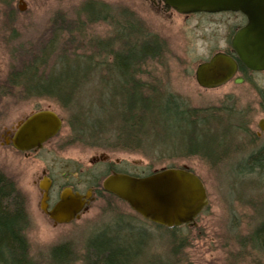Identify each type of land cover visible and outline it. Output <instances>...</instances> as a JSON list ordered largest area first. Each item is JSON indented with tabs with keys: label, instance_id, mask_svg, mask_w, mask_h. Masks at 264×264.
<instances>
[{
	"label": "rangeland",
	"instance_id": "obj_1",
	"mask_svg": "<svg viewBox=\"0 0 264 264\" xmlns=\"http://www.w3.org/2000/svg\"><path fill=\"white\" fill-rule=\"evenodd\" d=\"M32 1L31 8L20 18L21 30L14 28L15 24L13 27L2 22L5 4L0 1V31L4 27L7 31L0 32V90H16L9 96H3L0 91V111L2 104H7L6 113L0 117V127L8 128L40 109L53 110L64 124L58 137L29 157L0 145V169L14 181L25 198L30 218L26 237L34 264H57L52 259V250L64 244L73 251V260L68 259L64 264H95L96 257L101 256L113 264H229L228 243L235 241L236 249L240 247L234 236V241L226 237L240 234L239 238L243 240L248 234L256 233L259 225L264 226V167L260 172L249 168L248 159L253 150H257L252 148L254 145L238 151L242 144L234 143L231 138L226 142L220 140L217 135L221 131L212 128L222 126L228 119H239L229 118L231 113L227 107L230 106H236V111L249 107L255 111L251 119H260L258 112L260 104L264 103V93L258 97L245 85L203 90L196 82L195 72L198 65L208 61L219 49L226 48L225 34L239 24L240 18L202 15L186 18L177 14L167 20L146 12L133 0ZM90 3L107 9L108 14L103 20L81 26L84 10H91ZM127 8L134 13L135 20L140 16L138 19L148 26L149 35L163 46L160 61L147 63L143 79H152L155 85L161 83L162 88L180 96L186 106L202 113L201 126L165 132L177 138L150 137L147 144L160 143L166 156L145 155L141 150L105 149L96 137L90 138L92 131H87L89 136H82L84 140L79 144L81 127L93 125L94 118L101 122L107 135L114 131L110 117L113 113L110 108L102 109L104 104L110 103L109 89L99 83L81 89V77H84L81 65L88 71L86 61L82 59L81 63V58L89 54L85 47L92 43L100 47L101 44L111 46L114 40L113 46L119 47L118 34L122 31L115 26L123 25L125 17L130 20L127 15L130 13L123 11ZM60 24L66 33L50 31L51 26ZM5 38L13 40L12 43L3 45ZM52 38L55 44L47 49L46 56V49L42 47ZM29 67L33 75L28 77L31 79L36 75L40 79L38 84H31H37L38 89L31 88L21 76ZM65 80L72 81L70 90L64 88ZM57 83L62 87L55 88ZM261 83L264 85V81ZM40 93L59 94L67 101L72 93L75 97L72 106H62L56 100L39 96ZM101 152L119 158L122 162L120 170L132 175L145 176L162 168L189 167L204 181L210 200L198 221L203 226L201 231L191 234L187 228H181L171 233L145 222L128 206V211L123 206L128 213L125 220L126 216L114 208L118 199L103 193L98 198L102 209H95L72 224L50 222L40 206L42 196L38 183L47 184L42 180L43 171L53 179L55 188L64 183L62 175L66 177L76 171L88 182L90 176L99 172L90 169V159ZM238 154H245L244 162L237 161ZM243 167L248 169L246 173L237 172ZM107 202L114 205L107 206ZM105 249H109V254L104 253ZM258 254L264 264V251L258 249Z\"/></svg>",
	"mask_w": 264,
	"mask_h": 264
},
{
	"label": "trees",
	"instance_id": "obj_2",
	"mask_svg": "<svg viewBox=\"0 0 264 264\" xmlns=\"http://www.w3.org/2000/svg\"><path fill=\"white\" fill-rule=\"evenodd\" d=\"M89 6L91 10L89 12L84 10L81 26L103 20L108 14L107 9L103 10L96 4L90 3ZM125 19L122 20L124 21L122 24H126ZM62 33L66 32L63 31ZM118 36L119 47L113 46L114 40L111 42V46L101 44L100 47L99 44L92 43L85 47L89 54L81 58V63L82 59L86 61L88 70L85 71L81 65V74H84V77H81V89L83 86H96L98 83L103 88L109 89L110 103L104 104L102 109L106 111L110 108L111 113L115 115L111 114L110 116L114 131L107 135L101 128V122L94 118L93 125L81 127V141L84 140L82 136H89L87 131H92L90 138L95 139L96 137L101 141L99 145H103L105 149L141 150L145 155L154 153L158 157L165 155L160 148V143H154L152 146L147 144L150 137L167 138L172 136L177 138L178 136L169 135L165 132L174 131L173 133H175L181 127L192 128L196 125L197 128L201 126L200 116L202 113L198 109L187 107L179 98L180 96L162 88L161 83L155 85L152 83V79H149L147 85L145 80L141 78L143 63L140 60L146 57H159L163 47L158 44L159 40L150 35V41L143 44L141 41L142 34L139 32L126 34L122 31ZM114 47L118 51H114ZM98 52L101 54L100 57H98ZM31 72L33 71L30 67L26 68L21 76L27 80L31 88L38 89L36 85L40 79L35 74L30 79L29 77L33 75ZM94 79L97 80V83L94 82ZM34 82L37 84L31 85ZM71 84V80H65L63 86L70 90ZM61 87L57 83L55 88ZM97 89L93 91L96 93ZM74 94L70 95L68 101L59 94L48 93L46 96L56 100L62 106H72ZM156 132L157 134L153 135ZM183 132L185 133V131ZM180 136L184 137L183 135ZM259 161V156H252L249 160L250 166L258 167L256 165H259ZM29 226L30 218L24 196L14 181L0 169V264H34L30 256V244L26 237ZM261 226L259 225V229L256 230L255 241L259 248L264 251V226ZM108 252H110L109 249H105L104 253L109 254ZM52 257L57 264H64L68 259L73 260V251L68 244L60 245L52 250ZM96 260L95 264H113L104 256L96 257Z\"/></svg>",
	"mask_w": 264,
	"mask_h": 264
},
{
	"label": "water",
	"instance_id": "obj_3",
	"mask_svg": "<svg viewBox=\"0 0 264 264\" xmlns=\"http://www.w3.org/2000/svg\"><path fill=\"white\" fill-rule=\"evenodd\" d=\"M168 7L180 14L213 13L230 9L241 10L248 24L237 31L232 48L240 61L252 71H264V0H164ZM237 72V63L224 53L215 54L208 62L198 65L195 73L198 85L206 90L217 89L228 83ZM63 122L53 111L31 115L18 126L13 144L28 152L59 133ZM104 190L125 201L143 219L165 228H176L192 223L209 205L207 189L202 179L187 166L164 168L153 174L136 177L113 174L103 182ZM41 209L45 211L47 187ZM69 190L63 191L61 202L50 216L57 224L71 222L81 207L69 199ZM89 197V194H88ZM76 208L71 209V204Z\"/></svg>",
	"mask_w": 264,
	"mask_h": 264
},
{
	"label": "flooded vegetation",
	"instance_id": "obj_4",
	"mask_svg": "<svg viewBox=\"0 0 264 264\" xmlns=\"http://www.w3.org/2000/svg\"><path fill=\"white\" fill-rule=\"evenodd\" d=\"M0 1L3 2V4H5L4 13L2 12L3 18H4V19H2V22L4 24H7L8 26L12 25L13 27L15 24L16 27H14V28H19L21 30V27L23 24L20 22V18H22V14L26 13L29 10V7L31 8V6L33 5V1L32 0H0ZM133 1L136 2L138 5H140L146 12L148 10V12H150L151 14H154V15L156 14V16H160V17L165 18L167 20L170 18H173V16H175L177 14L182 15L186 18L189 16H193V15H195V16L196 15H202V16H219V17L240 18L241 21L239 22V24L234 29H232V31L230 30V31L226 32V34H225L226 48L219 49L217 52H215L213 54V56H214L217 53H224L227 56L231 57L237 63V72L228 81V83H226L222 87L231 86V85L234 87H239V86L245 85V86H249L250 89L252 90V92H254L258 97H260L259 95H262L264 93V87H263L264 85L261 83L262 81H264V78H261V77H264V71H252V70L248 69L240 61L236 52L232 48V39H233L235 33L248 24V20H247L245 14L241 10H236L233 7L234 5H232L230 7V9H226V10H222V11H218V12L194 13V14L185 15V14L178 13L177 11H175L171 7H168L164 0H133ZM123 11L124 12L127 11L130 13V15L127 14L130 17V20L132 18L134 21L138 20L140 23L139 24H137V22L131 23L130 20L127 17H125L126 18L125 19L126 24L117 25L115 27L124 31L126 34H130L132 32H139L140 34H142V38H141L142 43L143 44L148 43L150 41V35L148 33V26L146 24L141 23L142 21L139 20L140 16H138L139 19L137 18L135 20L136 16L131 11V9L129 10L127 8V9H124ZM18 17H19V20H18ZM60 20H61V18H60ZM3 23H2V26H4ZM80 24H81V22H80ZM4 28L1 31L3 33L4 32L7 33L6 29H4ZM50 31L53 33H55V32H61L62 33L63 28H61V24L58 25L57 27L51 26ZM6 40H8V41H6ZM6 40H4V42L2 43L5 46L12 43V41H13V40L11 41L9 39H6ZM53 44H55V43L53 42V38H52L51 40L47 41V43L45 44L44 47H42V48L46 49V51H45L46 56L48 55L47 49L51 48ZM158 44L161 45L160 41H158ZM211 58L209 60H211ZM140 61H142L141 63H143L142 70L145 71L147 63H149L150 61L159 62L160 57H158V58L146 57L145 59H142ZM144 74H146V72L140 73V76L142 79H143L142 75H144ZM145 82L148 85L149 79H146ZM222 87H220V88H222ZM220 88H217V89H220ZM217 89H212V90H217ZM212 90H210V91H212ZM0 91L3 94V96H9L11 93H14L16 90L7 89L3 92H2V90H0ZM46 95L42 94V93L39 94V96H42V97H47ZM231 97H233V96H231ZM187 107H189L190 109H194V108H191L190 106H187ZM6 108H7V104H2V110L0 111V117H2V115L6 113ZM227 108H229L228 112L231 113L229 115V118H232V117L236 118L237 117L239 119L238 120L228 119V121L225 122L222 126H218V127L212 128V129L214 131H216V130L221 131V133H219L217 135V136H219L218 138L220 140L226 142L227 139L231 138L234 143L242 144V147H240L238 149V151H241L243 149H247L250 146L254 145L252 148L257 149V150H253L252 154L250 155V157L248 159V165L250 166L249 160L251 159L252 156H255V157L259 156V160H260L259 162L260 163H259V165H256L258 167L253 168L250 166L249 168L253 169L255 172L262 170V167H264V103H261L259 106L260 112H258V114H259L258 116H260L261 118L256 120V121L254 120L255 118L251 119L253 112H255V111L251 110L249 107L246 108L245 110H240L243 113V115L239 110L236 111L238 109L236 106H233V107L230 106ZM41 111H53V110H51V109H40L36 112L31 113L29 116L25 117L24 119H20V120L16 121V123L12 124L8 128L7 127H3V128L0 127V132L2 131L1 135H0L1 148L8 149L10 151H14L15 153L23 155L25 157H29L32 154H35V153L39 152L40 150H42L45 145L49 144L53 139L58 137L60 132L55 137H53L52 139H50L49 141L44 143L41 149H34V150H31L28 152H24V151H20V150L15 148L13 141H14V137L16 135L18 126L21 123H23L26 119H28L31 115L36 114V113L41 112ZM236 112H239V113L235 114ZM61 120L64 124V120L63 119H61ZM177 140H179V139H176V141ZM79 144H81V138H79ZM126 151L127 152H133L132 150H126ZM244 155L245 154H238L237 161H239L238 159H240V160H243V162H244V160H245ZM243 162H241V163H243ZM121 164H122V162L119 158H114L111 154H108L107 152H101L99 154L94 155L90 159V163H89V166L91 167L90 169H93V170L97 169V170H99V172L96 174L94 173L92 176H90L88 178V182H86L84 180V178L81 176V173H79V171H76V173H70L66 177L64 175H62V178H63L62 180H64V183L56 186V188H55V182L53 181V179L51 177H49L47 175V172L44 170L42 180H45L47 182V184L43 186L41 184V182H43V181H40L38 183V190L42 196L41 203H42L43 196L45 194L44 187H47V200L45 201L46 209H45V211L42 210L44 216L47 217L50 220V222H52L54 225H59L56 223L55 220H53L51 218L50 213L56 212L57 206L61 202V195H62L63 191H65V190L70 191L69 199H71L72 201H73V199L75 201H77L78 197H81L80 210L76 214L77 216H75L74 219L69 224H72V223L84 218L86 215L93 212V210H95V209H97V210L100 209L102 207L101 206L102 202H100L98 200L99 196L102 195V193L104 195H110L111 196V194L107 193L104 190V187H103L104 180L113 174H118V173L129 174L126 171L120 170ZM237 166L240 167V165L238 163H237ZM155 171H158V170H154L150 174H153ZM246 171H248V169L244 168V167L237 169V172H239V173H246ZM129 175H132V174H129ZM135 176H138V175H135ZM70 177L73 180L70 179ZM88 194H89V197H88ZM207 195H208V191H207ZM116 199H118V198H116ZM208 199H209V195H208ZM115 204H117V205H115L114 208H116L119 212H121L122 214H124L126 216L125 220L128 219L127 218L128 213L123 210V206L127 209L126 211H128L127 206L132 211H133V209L125 201H122L120 199H118ZM209 204H210V200H209ZM106 205L112 206L114 204L111 202H107ZM40 206H42V205H40ZM70 207H71V209L76 208L75 205H72V204ZM207 208H208V206L206 208H204L202 210V212L190 224H184V225H182L180 227H176V228H164V227H161L159 225H155V224H153V225L158 227V228H164L171 233H175L176 230H179L181 228H187L191 234L194 231L199 232V231H201L203 226L202 225L200 226L198 221H199L200 217L203 215V213L206 211ZM139 217L142 218L141 216H139ZM142 220H144V219L142 218ZM144 221L147 223H150L149 221H146V220H144ZM150 224H152V223H150ZM232 236H234V238L239 241L238 242L239 247H240L239 249L238 248L236 249V245L238 246V244H237V242H235L232 239ZM239 236H241V235L237 234V235H230V236L226 237V239L234 241V243H228V245H227L228 249L226 250V253L229 255L227 258V262H229V264H261V257L258 254V249L259 250H261V249L259 248V245L255 241L256 233L248 234L243 240H241L239 238ZM245 253L247 254L246 256H245ZM236 256H239V257H237V259L234 260V257H236Z\"/></svg>",
	"mask_w": 264,
	"mask_h": 264
}]
</instances>
